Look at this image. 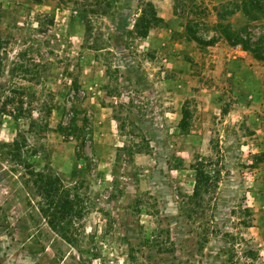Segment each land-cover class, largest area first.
Listing matches in <instances>:
<instances>
[{
  "label": "rangeland",
  "instance_id": "rangeland-1",
  "mask_svg": "<svg viewBox=\"0 0 264 264\" xmlns=\"http://www.w3.org/2000/svg\"><path fill=\"white\" fill-rule=\"evenodd\" d=\"M243 1L0 0V264H264V57L220 34L264 56Z\"/></svg>",
  "mask_w": 264,
  "mask_h": 264
},
{
  "label": "trees",
  "instance_id": "trees-1",
  "mask_svg": "<svg viewBox=\"0 0 264 264\" xmlns=\"http://www.w3.org/2000/svg\"><path fill=\"white\" fill-rule=\"evenodd\" d=\"M151 6V18H147L144 14H142L143 21L146 24V28L144 33L147 34L149 27L155 24L156 21H164L163 18L159 17L155 10L153 9V4L149 3ZM242 6L243 12L250 19H258L260 14H264V0H244ZM240 8V6H238ZM236 8V9H238ZM234 12H229L227 15H232ZM220 18L224 19L225 17L221 16ZM155 21V22H153ZM220 34L226 38V40L232 45H241L245 50L252 51L255 53L256 58H263L257 53L256 49L251 48V40L250 37L243 38L242 33L238 30L231 31L229 28H224L220 31ZM194 40L201 45H212L217 41L215 36H212L208 39L193 36ZM2 43V39L0 37V45ZM15 146H19L18 140L15 139L12 142ZM203 163L196 167V175H197V188L195 194H198V190L200 188V183L203 180H208L210 177L209 174L201 167ZM30 173L34 175V181L39 184V193L46 200L45 205L42 208V215H53L58 217L59 220L68 219L71 220L73 216L79 215V210L77 209V204L75 199L71 197V190L67 188L63 182L61 177L58 174H53L51 172L45 171H34L30 170ZM50 209H55V212L49 214ZM51 228H56L54 222L50 221Z\"/></svg>",
  "mask_w": 264,
  "mask_h": 264
}]
</instances>
